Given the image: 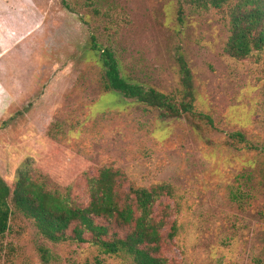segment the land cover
I'll return each mask as SVG.
<instances>
[{
	"label": "rangeland",
	"instance_id": "374dc122",
	"mask_svg": "<svg viewBox=\"0 0 264 264\" xmlns=\"http://www.w3.org/2000/svg\"><path fill=\"white\" fill-rule=\"evenodd\" d=\"M190 2L0 0V177L13 191L28 176L83 207L103 168L121 173L125 192L169 185L174 198L154 206L178 227L163 246L168 264H264V50L231 58L227 15ZM93 38L129 80L177 99L181 50L194 115L163 120L107 90ZM11 208L0 244L12 248L0 264H132L89 244H54Z\"/></svg>",
	"mask_w": 264,
	"mask_h": 264
},
{
	"label": "trees",
	"instance_id": "16d2710c",
	"mask_svg": "<svg viewBox=\"0 0 264 264\" xmlns=\"http://www.w3.org/2000/svg\"><path fill=\"white\" fill-rule=\"evenodd\" d=\"M190 3L212 6L227 15L231 35L226 52L231 58L243 61L253 52L264 50V0H238L226 10L227 0ZM91 43L90 52L104 71L107 90L159 110L163 120L194 115V78L181 50L177 52V60L183 90L182 98L177 99L129 80L112 48H102L95 38ZM231 138L245 143L240 133ZM252 151L259 150L252 146ZM121 178V173L112 168H103L97 177L89 178V203L83 207L69 194L50 191L45 184H38L28 176L19 178L13 191L0 177V240L10 230L12 204L15 211L33 222L40 235L54 244H89L103 256H122L132 264H168L162 256L163 246L166 240L177 237L178 227L176 222L169 223L170 215L166 212L157 218L154 206L164 198L173 199V189L162 184L150 189L131 187L125 192ZM169 225L170 231L164 236ZM10 249L0 244V254L4 251L8 254ZM45 255L43 258L47 259ZM96 264H102V260L98 259Z\"/></svg>",
	"mask_w": 264,
	"mask_h": 264
}]
</instances>
